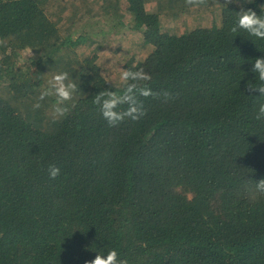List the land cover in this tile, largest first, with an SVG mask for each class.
I'll return each mask as SVG.
<instances>
[{
  "label": "trees",
  "instance_id": "obj_1",
  "mask_svg": "<svg viewBox=\"0 0 264 264\" xmlns=\"http://www.w3.org/2000/svg\"><path fill=\"white\" fill-rule=\"evenodd\" d=\"M259 5L0 0V264H264V96L246 90L264 40L231 30ZM122 69L154 95L110 126L93 99ZM62 72L77 90L55 117L39 98Z\"/></svg>",
  "mask_w": 264,
  "mask_h": 264
},
{
  "label": "clouds",
  "instance_id": "obj_2",
  "mask_svg": "<svg viewBox=\"0 0 264 264\" xmlns=\"http://www.w3.org/2000/svg\"><path fill=\"white\" fill-rule=\"evenodd\" d=\"M232 0H229L231 3ZM252 3L254 0H248ZM185 3L193 6H200L206 3V0H185ZM260 14L252 9H244L238 13L237 24L231 29L236 32L238 29H243L250 36L264 40V5H259ZM252 72L256 73V79L264 82V59L257 58L254 60ZM151 76L143 69L132 71L122 69L119 75L121 82L118 89H104L94 95L93 103L100 107V111L105 120L110 126H115L122 122L125 118H130L133 121L139 120L143 115L144 106L139 97H148L154 95L152 90L147 86H142L140 82L149 81ZM77 90L75 83L71 82L67 72L57 73L48 81V87L42 92L40 100L45 97L54 95L57 98V103L53 107V115L60 117L68 112L66 102L73 99V95ZM249 93L259 92L260 96H264V83L249 84L246 89ZM158 95V94H157ZM164 97L170 98L171 94L163 93ZM254 96V95H253ZM127 107H123V106ZM34 107L39 108L37 103ZM257 120L264 119V104H260L259 111L256 116ZM60 174V169L54 165L49 167L50 178L55 179ZM256 191L259 195L264 196V178L256 182ZM106 255V258H105ZM85 264H129L127 259L120 258L117 250L110 249L106 254L97 252L94 260L85 261Z\"/></svg>",
  "mask_w": 264,
  "mask_h": 264
}]
</instances>
